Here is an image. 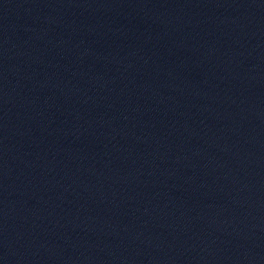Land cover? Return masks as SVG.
<instances>
[{
  "label": "water",
  "instance_id": "95a60500",
  "mask_svg": "<svg viewBox=\"0 0 264 264\" xmlns=\"http://www.w3.org/2000/svg\"><path fill=\"white\" fill-rule=\"evenodd\" d=\"M0 264H264V0H0Z\"/></svg>",
  "mask_w": 264,
  "mask_h": 264
}]
</instances>
